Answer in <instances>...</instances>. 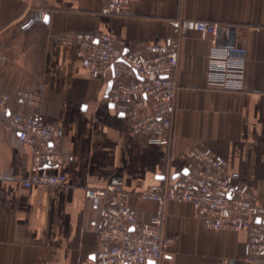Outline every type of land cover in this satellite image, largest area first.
Returning <instances> with one entry per match:
<instances>
[{
    "label": "crops",
    "instance_id": "obj_1",
    "mask_svg": "<svg viewBox=\"0 0 264 264\" xmlns=\"http://www.w3.org/2000/svg\"><path fill=\"white\" fill-rule=\"evenodd\" d=\"M107 0H0V92L15 111L38 113L64 129L72 161L51 171L62 186L24 182L32 154L15 132L0 125V264H95L100 248L99 214L112 176L124 180L127 203L156 210L141 198L151 180L169 184L186 167L190 144L211 147L230 172L247 182L264 205V0H131L122 16L105 15ZM209 21L235 29L236 44L248 50L246 89L209 84L212 45L191 32L181 41L178 93L168 146L130 133V124L106 100L109 75L93 78L60 36L105 33L139 49L168 37L175 19ZM30 90L41 103L21 102ZM172 240L159 264H255L245 258L246 232L204 227L192 205L169 202L163 228Z\"/></svg>",
    "mask_w": 264,
    "mask_h": 264
},
{
    "label": "built area",
    "instance_id": "obj_2",
    "mask_svg": "<svg viewBox=\"0 0 264 264\" xmlns=\"http://www.w3.org/2000/svg\"><path fill=\"white\" fill-rule=\"evenodd\" d=\"M131 0H107L102 13L122 16ZM171 34L154 44L132 49L112 34L66 33L63 45L75 49L76 55L93 78L106 72L113 85L106 98L117 114L126 119L130 133L151 144L168 146L172 136L177 73L181 41L191 32L210 41L214 60L209 84L229 91L246 89L245 66L248 50L236 44L235 29L228 25L189 19L170 22ZM4 56L0 55V63ZM18 99L33 106L41 103L40 94L21 90ZM10 96L0 92V125L16 133L32 154V169L24 185L62 186L66 177L51 171L72 161L64 149V129L46 122L38 113L15 111ZM186 167L169 184L160 178L151 180L142 190V199L156 203L148 218L127 203L129 193L124 180L109 178L104 189H87L89 200L104 199L99 214L100 248L95 264H159L172 240L164 238L166 205L169 202L192 205L194 215L204 227L215 231L246 232L245 258L264 264V205L254 189L230 172L225 158L211 147L190 144L186 150Z\"/></svg>",
    "mask_w": 264,
    "mask_h": 264
},
{
    "label": "water",
    "instance_id": "obj_3",
    "mask_svg": "<svg viewBox=\"0 0 264 264\" xmlns=\"http://www.w3.org/2000/svg\"><path fill=\"white\" fill-rule=\"evenodd\" d=\"M112 85H113V81H110V82L108 83V87H107V90H106V98H107V96H108V94H109V92H110V89H111ZM111 108H114V106L111 105ZM121 116H122V115H121ZM184 173H186V171H185Z\"/></svg>",
    "mask_w": 264,
    "mask_h": 264
}]
</instances>
